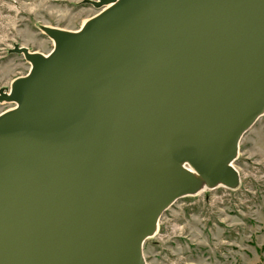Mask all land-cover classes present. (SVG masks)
<instances>
[{
  "label": "water",
  "instance_id": "obj_1",
  "mask_svg": "<svg viewBox=\"0 0 264 264\" xmlns=\"http://www.w3.org/2000/svg\"><path fill=\"white\" fill-rule=\"evenodd\" d=\"M0 88V264H147L177 200L236 190L264 115V0H82ZM105 7L104 9H101Z\"/></svg>",
  "mask_w": 264,
  "mask_h": 264
},
{
  "label": "rangeland",
  "instance_id": "obj_2",
  "mask_svg": "<svg viewBox=\"0 0 264 264\" xmlns=\"http://www.w3.org/2000/svg\"><path fill=\"white\" fill-rule=\"evenodd\" d=\"M82 0H0V88L27 73L13 43L48 53L37 24L76 30L99 9ZM13 106L0 103V112ZM241 184L177 200L146 239L147 264H262L264 260V115L241 138L234 162Z\"/></svg>",
  "mask_w": 264,
  "mask_h": 264
},
{
  "label": "bare ground",
  "instance_id": "obj_3",
  "mask_svg": "<svg viewBox=\"0 0 264 264\" xmlns=\"http://www.w3.org/2000/svg\"><path fill=\"white\" fill-rule=\"evenodd\" d=\"M105 7H102L101 9H104ZM14 106V105H13ZM10 109V108H9Z\"/></svg>",
  "mask_w": 264,
  "mask_h": 264
},
{
  "label": "crops",
  "instance_id": "obj_4",
  "mask_svg": "<svg viewBox=\"0 0 264 264\" xmlns=\"http://www.w3.org/2000/svg\"><path fill=\"white\" fill-rule=\"evenodd\" d=\"M262 264H264V260H263Z\"/></svg>",
  "mask_w": 264,
  "mask_h": 264
}]
</instances>
